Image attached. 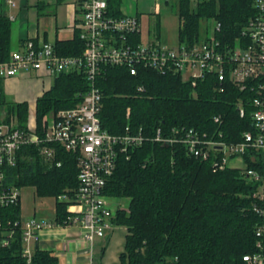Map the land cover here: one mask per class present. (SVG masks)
<instances>
[{
  "label": "trees",
  "instance_id": "1",
  "mask_svg": "<svg viewBox=\"0 0 264 264\" xmlns=\"http://www.w3.org/2000/svg\"><path fill=\"white\" fill-rule=\"evenodd\" d=\"M176 1L180 42L195 41L202 20L220 22V35L231 40L240 35L253 13V0ZM108 5L120 15V0H108ZM10 36L11 23L0 15V61L10 54ZM54 47L64 56H78L83 50L77 32L71 39L55 41ZM87 85L82 73H62L54 78L35 102L38 127L50 112L78 104ZM96 86L102 95L101 128L111 135L124 134L127 126L130 132L146 137L157 129L169 136L173 128H192L200 135H221L226 142H237L249 129V115L241 118L235 106L243 95L228 82L219 89L211 77L193 86L177 74L138 67L133 76L125 67L109 66L97 78ZM140 86L144 91H137ZM5 106L7 114L25 127L28 105ZM216 116L220 123L214 122ZM50 146L56 149L54 163L45 162L36 147H24L23 155L7 172L9 183L33 187L40 198L74 192L78 186L75 155ZM128 155V159L119 155L103 191L109 199H128L127 207H116L111 218L114 225L126 228L118 264H246L242 257L254 252L255 228L261 221L252 210L251 193L256 185L235 169L213 171L209 161L188 156L179 143L162 146L146 141ZM67 204H55L54 221L67 219ZM20 214L19 204L0 211V216L12 220L20 219ZM21 249L17 230L8 246H0V264H26ZM32 264H59V257L54 251L36 248Z\"/></svg>",
  "mask_w": 264,
  "mask_h": 264
},
{
  "label": "built area",
  "instance_id": "2",
  "mask_svg": "<svg viewBox=\"0 0 264 264\" xmlns=\"http://www.w3.org/2000/svg\"><path fill=\"white\" fill-rule=\"evenodd\" d=\"M17 1L4 0L7 7H16ZM75 2L78 17L73 31L83 44L80 55H61L52 43L28 37L19 50L0 61V81L32 72L51 80L62 73L77 72L87 80L81 101L72 108L50 112L43 117L40 127L35 114L33 122L28 118L25 127L19 125L15 116L8 122L0 120V211L21 205L22 188L9 183L7 172L23 155V148L34 146L45 162L54 163L56 149L50 145H55L77 159V189L53 198V208L57 202H66L70 215L62 222L25 218L21 214L18 220L0 216V246H8L18 230L21 255L26 264H32L34 250H46L42 247L44 232L76 229L86 247L87 264H94V242L104 238L114 226L111 218L116 205L111 207L110 199L103 194L106 182L119 155L128 159L129 151L150 141L162 146L182 144L188 156L209 161L213 171L235 169L247 182L256 185L251 193L252 210L261 221L255 228V250L242 259L246 264H264V0H253V13L239 36L230 40L220 35V22L205 20L204 33L201 24L195 41H178L175 47L146 36L138 15L114 14L108 0ZM7 18L10 22L15 20L13 16ZM209 21H213L211 28ZM109 66L125 67L133 76L138 67L177 74L193 86L207 77L221 86L219 89L228 82L243 95L235 106L241 118L249 115V129L237 142H226L221 135H200L192 128H173L169 136L157 129L146 137L141 132H130L127 126L124 134L111 135L101 128L102 95L96 86L97 78ZM137 91L144 89L140 86ZM214 122L220 123V116ZM53 235L55 240L61 237Z\"/></svg>",
  "mask_w": 264,
  "mask_h": 264
},
{
  "label": "rangeland",
  "instance_id": "3",
  "mask_svg": "<svg viewBox=\"0 0 264 264\" xmlns=\"http://www.w3.org/2000/svg\"><path fill=\"white\" fill-rule=\"evenodd\" d=\"M39 1H43L46 5L45 9L40 10L36 6ZM21 2L23 3L21 5ZM194 2V1H193ZM133 12L141 18L142 30L145 35L152 39H159L162 44L168 47H175L178 44V32L180 20L177 14V1L176 0H136L131 2ZM4 12L7 15H12L16 19L11 22L12 28V41L16 40L18 34L22 35L33 34L36 30L39 33L46 31L49 40L55 38H68L69 33H62L60 30L74 24L75 19L78 17L77 6L75 0H64L57 2L56 0H20L16 7H7ZM133 15V14H132ZM204 22L202 24V33H204ZM213 21L208 22L211 28ZM206 26V25H205ZM34 76L31 75V79ZM52 80L46 84L48 88ZM7 85V84H6ZM4 82L0 83L2 98L6 103L0 104V120L9 121L14 119L12 115L7 114L8 107L5 104H13L16 102H26L29 108V122H33L34 107L37 95L42 91V86L39 80H30L23 83V85H15V87L7 88ZM21 86V89H20ZM3 106V107H2ZM12 121V120H11ZM21 196V212L25 218L32 216L34 209L38 217L45 216L39 214L42 209L52 210L53 199L40 198L36 195L33 187H24L20 192ZM111 207L126 208L128 199H110ZM47 218H51L50 214H46ZM118 239L123 241L126 230L124 227H118L115 232ZM118 239L116 241H118ZM122 241L120 244L122 245ZM121 245H119L120 248ZM99 250L95 245L94 255L97 261L99 257ZM108 252H106L107 254ZM106 256V255H105ZM105 256L103 260L105 261ZM59 264H66V259L59 257Z\"/></svg>",
  "mask_w": 264,
  "mask_h": 264
},
{
  "label": "crops",
  "instance_id": "4",
  "mask_svg": "<svg viewBox=\"0 0 264 264\" xmlns=\"http://www.w3.org/2000/svg\"><path fill=\"white\" fill-rule=\"evenodd\" d=\"M19 1L20 0L17 1V5H18ZM58 1L59 0H56V3ZM135 1L136 0H120V6H119L120 14H127V15L135 14V15H137L136 12L135 13L133 12L132 4H131V2L133 3ZM59 2H61V1H59ZM22 4L23 3L21 2V5ZM36 6L40 10H43L46 7V5L43 1H39L36 4ZM6 8H7V5L4 2V0H0V15H5L6 17L10 16L4 12V10ZM73 25L67 26L66 28H63L62 30H60V32H62V33H69L71 35L70 37H68V38H57V32H55V38L51 41L49 40L48 34L46 31L39 33L38 30H36L35 33H33L31 35L27 34V33H26V35L25 34L22 35L21 33H19L16 40L12 41V28H11L10 53L13 51L19 50L21 48L22 41L28 37L35 38L38 40L47 41V42L52 43L53 45L55 44V41H57V40L71 39L73 37L74 33L76 32V31H73ZM31 75L34 76V78H33L34 80H36V79H37V81L39 80V82L41 83V86H42V91L39 95H37V97H36V99H37L46 90H48L53 83V80H52L51 85L48 88H46V84L50 81V78L44 76L42 73H41V75H40V73H37V72L24 73V74H21L19 77L1 80L0 83L4 82L5 85L7 84L6 85L7 88H10V87L13 88V87H15V85H21L22 86L23 83H25L26 81H28V83H29L30 80H33V79H31ZM21 86H20V89H21ZM0 100L3 103H6L5 99L2 98L1 89H0ZM35 102H36V100H35ZM16 103H23V102H16ZM34 113H35V107H34ZM28 118H29V108H28ZM35 210L36 209H34L32 216H27L26 218L35 217L37 219H42V218L50 219V218H47L46 214H48V215L50 214V216H51V214H53L52 213L53 207H52V210H45V209L39 210L40 211L39 214L45 215V216H41V217H38L36 215ZM21 215H22V212H21ZM51 218H52V216H51ZM118 227H123V226L114 225L112 227V229L106 233L104 238L97 239L94 242L93 253H92L94 264H118L119 263V254L123 251L124 239H125L126 233L124 235L123 241L120 239V237L118 239V236H116V233H115L117 231ZM124 229L126 230L125 227H124ZM53 234L59 235L58 237H60V235H61V237L58 240H55L54 238H51V237H54ZM43 236H44V240L42 241V247L45 248L46 250L54 251V253L58 257H62L64 259H66V264H87L88 263L89 260H88V254L86 252V247H85L84 243H82V241L80 240L79 233L77 232L76 229L61 230L59 232L48 231V232H44ZM117 239H118V241H116ZM121 241H122V245L120 244ZM95 245H96L97 249L100 251L97 261L95 260V255H94ZM119 245H121L122 248H120ZM106 252H108V253L106 254ZM104 256H105V261L103 260Z\"/></svg>",
  "mask_w": 264,
  "mask_h": 264
},
{
  "label": "bare ground",
  "instance_id": "5",
  "mask_svg": "<svg viewBox=\"0 0 264 264\" xmlns=\"http://www.w3.org/2000/svg\"><path fill=\"white\" fill-rule=\"evenodd\" d=\"M11 23V22H10Z\"/></svg>",
  "mask_w": 264,
  "mask_h": 264
}]
</instances>
